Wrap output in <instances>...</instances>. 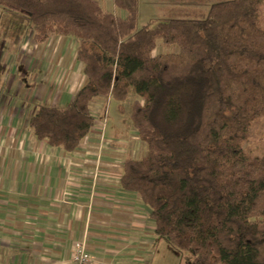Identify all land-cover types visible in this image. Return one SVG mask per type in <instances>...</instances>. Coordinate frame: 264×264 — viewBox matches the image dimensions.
<instances>
[{"label":"trees","instance_id":"16d2710c","mask_svg":"<svg viewBox=\"0 0 264 264\" xmlns=\"http://www.w3.org/2000/svg\"><path fill=\"white\" fill-rule=\"evenodd\" d=\"M113 1L124 16L100 0H0L35 43L73 38L87 77L69 104L36 105L31 134L72 153L97 98L135 96L129 119L146 150L124 158L119 185L149 209L157 242L187 264H264V0H218L140 29L139 0Z\"/></svg>","mask_w":264,"mask_h":264},{"label":"crops","instance_id":"0c3cea01","mask_svg":"<svg viewBox=\"0 0 264 264\" xmlns=\"http://www.w3.org/2000/svg\"><path fill=\"white\" fill-rule=\"evenodd\" d=\"M32 47L30 59L44 58L45 70L29 85L48 87L59 66L65 90L60 101L47 104H69L87 82L76 41L53 36ZM0 101L12 112L0 116V264H72L76 243L91 252L93 264H148L158 243L154 224L139 195L120 189L124 159L110 147L122 129L110 124L103 144L102 122L96 120L80 146L67 153L33 137L28 120L14 113L13 105L24 101Z\"/></svg>","mask_w":264,"mask_h":264},{"label":"rangeland","instance_id":"374dc122","mask_svg":"<svg viewBox=\"0 0 264 264\" xmlns=\"http://www.w3.org/2000/svg\"><path fill=\"white\" fill-rule=\"evenodd\" d=\"M216 1L218 0H139L137 27L139 29L152 28L157 23L171 18H189L207 14L210 5ZM100 4L103 9L112 11L116 16L125 15V12L119 11L115 7L113 0H100ZM33 44L30 27L0 7V100L11 102L12 98L16 96L24 101L26 105H13L16 108L14 113L16 112L17 116H20L24 121L28 120L39 103L60 101L61 92L65 90L61 86L62 77H60L63 71H57L60 69L59 66L56 67V72L52 71V82L48 87L37 88L29 85L30 78L37 79L45 70L43 68L44 58L33 57L30 59L29 57V49L33 48ZM160 51H165L161 44L155 54ZM134 100L135 97L131 95L126 102L122 103L123 109L119 108L118 102L105 98L96 100L92 105L95 119L98 124L102 122L98 129L103 132L100 134V141L103 144L109 138L107 134H110V124L113 125L111 129H122V136L110 138L112 142L110 147L117 151L118 157L121 156L122 160L126 156L141 157L146 150V145L139 139L129 119L131 104ZM4 105L7 104L0 103V114L3 112L4 114L7 112V115L12 113L7 109L8 105L6 107ZM117 160L115 159L114 162ZM148 262V264H187L184 257L166 241H158Z\"/></svg>","mask_w":264,"mask_h":264},{"label":"built area","instance_id":"2783aa9c","mask_svg":"<svg viewBox=\"0 0 264 264\" xmlns=\"http://www.w3.org/2000/svg\"><path fill=\"white\" fill-rule=\"evenodd\" d=\"M103 134V132H100ZM93 256L83 243H76L71 253L72 264H93Z\"/></svg>","mask_w":264,"mask_h":264}]
</instances>
